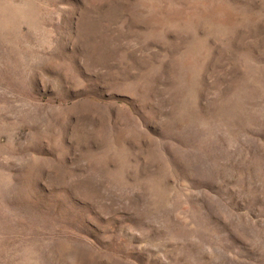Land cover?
I'll return each mask as SVG.
<instances>
[{
	"label": "rangeland",
	"instance_id": "1",
	"mask_svg": "<svg viewBox=\"0 0 264 264\" xmlns=\"http://www.w3.org/2000/svg\"><path fill=\"white\" fill-rule=\"evenodd\" d=\"M0 264H264V0H0Z\"/></svg>",
	"mask_w": 264,
	"mask_h": 264
}]
</instances>
